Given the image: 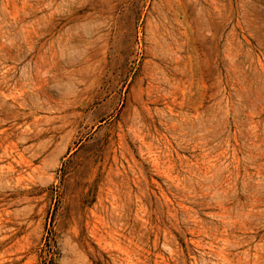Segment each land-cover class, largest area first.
Wrapping results in <instances>:
<instances>
[{
	"label": "rangeland",
	"instance_id": "obj_1",
	"mask_svg": "<svg viewBox=\"0 0 264 264\" xmlns=\"http://www.w3.org/2000/svg\"><path fill=\"white\" fill-rule=\"evenodd\" d=\"M0 264H264V0H0Z\"/></svg>",
	"mask_w": 264,
	"mask_h": 264
}]
</instances>
